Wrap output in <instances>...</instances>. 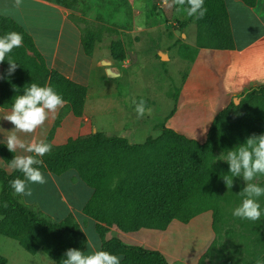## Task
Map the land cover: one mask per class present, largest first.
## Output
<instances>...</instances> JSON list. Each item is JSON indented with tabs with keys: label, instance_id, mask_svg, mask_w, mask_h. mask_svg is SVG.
Instances as JSON below:
<instances>
[{
	"label": "trees",
	"instance_id": "1",
	"mask_svg": "<svg viewBox=\"0 0 264 264\" xmlns=\"http://www.w3.org/2000/svg\"><path fill=\"white\" fill-rule=\"evenodd\" d=\"M50 1L62 4L58 0ZM241 1L247 7L256 2ZM204 6L207 11L203 18L190 17L198 28L210 30L203 46L234 49L224 0H204ZM12 30L21 33L23 41L10 53L19 66L6 79H0V107L9 109L15 89L36 82L52 85L65 99L73 116L81 117L86 87L48 69L32 37L12 19L0 16V34ZM81 33L83 51L91 56L97 34L93 31ZM110 53L114 61L123 59L119 42L111 43ZM192 60L191 56L188 63ZM0 66L1 76L6 75L7 62H0ZM236 98L237 104L232 100L216 114L203 143L163 124L156 137L133 144L124 137L96 131L70 139L46 153L37 167L57 176L73 169L92 189L82 212L95 221V230L102 239L101 248L121 255V264H169L157 250L127 245L117 237L105 240V234L112 226L124 233L139 229L163 231L174 220L188 223L208 211L216 226L223 212L222 201L233 193V185L227 189L220 178L221 173L227 171V164L213 160L215 152L232 147L250 134L264 131V84L248 85ZM0 153L8 165L13 154L3 146ZM17 176L23 178L17 170L8 174L0 168V235L16 241L30 254L41 252L53 264H60L69 247L84 250L86 237L72 215L54 222L21 203L20 194L15 193L9 183ZM0 264H7L1 255Z\"/></svg>",
	"mask_w": 264,
	"mask_h": 264
},
{
	"label": "crops",
	"instance_id": "2",
	"mask_svg": "<svg viewBox=\"0 0 264 264\" xmlns=\"http://www.w3.org/2000/svg\"><path fill=\"white\" fill-rule=\"evenodd\" d=\"M166 1L169 3L170 0H128L132 6H138L140 10L142 8L144 10L148 3L153 2H163L164 7H167ZM67 2L58 4L50 0H0V16L12 19L32 37L47 68L85 86L87 91L81 117H74L65 103L57 108L54 116L50 114L44 124L37 127L32 133L17 130V136L24 141L25 145L40 138L46 142L50 140L51 150H53L64 145L70 139L87 135L89 128L91 134L96 132V116L100 112L96 103L90 100L89 88L92 72L96 68L101 69L103 58L98 57L97 48L94 49L91 56L85 55L81 44V30L71 18V14L75 11L70 8V4L68 6ZM224 2L229 15L234 49H214L203 45L196 47L193 60L188 63L185 78L180 86L176 110L162 122L165 127L200 143L206 140L208 129L216 114L225 108L238 93L248 85L264 84V0H256L252 7H247L241 0H224ZM187 23L190 24V27L193 26V23L188 20ZM234 24L237 33L234 31ZM127 58L120 61V64H116L117 61L113 59L107 60L110 69L119 78L123 72L130 68L131 63ZM1 72L0 66V76ZM110 92L108 90L109 102L106 101L107 104L103 107L108 118L104 117L102 132L107 135L124 137L129 143H132L129 140L139 130L135 128L136 122L129 121L130 116L126 113H130L131 117H134L133 108L127 110L121 102V94L116 100V98H112ZM7 110L0 107V115L6 113ZM148 118L146 117V119ZM155 125H153L154 128ZM11 130H13L11 122L0 119V141L4 140ZM130 134L132 136L129 137ZM59 140H62V143L56 145ZM2 146L6 148L0 144V147ZM17 153L28 154L19 148ZM0 162L7 166L1 153ZM40 170L47 182L27 185L31 189V194L28 196L20 194L21 203L36 211L40 216L54 222H60L72 215L86 237L87 243L84 251L90 250L87 245L91 240L85 231L89 224H86L85 218H82L84 215L82 209L91 197L92 189L80 180L89 190L85 193L87 198L79 201V192L67 194L61 189L57 181L62 174L57 176L46 170ZM12 172L13 169L7 173ZM89 220L92 219L89 218ZM92 221L95 230V221ZM111 229L115 231V237L123 243L157 250L166 257L169 263L167 255L162 249L142 241V235L149 239L156 236L158 239L157 234L148 231L142 232L153 229H139L130 233L121 232L115 227H111ZM109 232L105 234V240L112 238L106 236ZM124 237L136 243H126L121 239ZM92 242L101 247L102 239L97 232L96 239ZM119 256L122 260V256Z\"/></svg>",
	"mask_w": 264,
	"mask_h": 264
},
{
	"label": "rangeland",
	"instance_id": "3",
	"mask_svg": "<svg viewBox=\"0 0 264 264\" xmlns=\"http://www.w3.org/2000/svg\"><path fill=\"white\" fill-rule=\"evenodd\" d=\"M58 1L70 2H67L68 6L70 4V8L75 11L71 18L82 32L93 31L97 34L94 49L97 48L98 57L103 59L101 69L96 68L92 72L89 88L90 100L96 103L100 112L96 116L95 131L102 132L103 122L108 118L103 107L109 102V90L112 98L116 100L121 94V102L127 110L133 108L134 117H131L130 113L126 114L130 116L129 121L136 122L135 128L139 132L133 136L128 135L132 136L129 141L141 143L148 135L151 138L156 137L160 133L164 119L176 110L188 60L193 57L198 45L205 44L203 40L210 36V30L207 27L198 28L193 18L187 17L182 11L177 12L175 5L170 7V1L165 2L167 7H164L163 2L148 3L144 10L132 6L128 0ZM187 20L193 23L192 27ZM234 31L237 33L235 24ZM113 42H119L124 52L121 61L128 57L131 63L130 68L123 72L120 78L118 76L109 78L105 72V69L110 67L107 60L112 59L110 45ZM119 62L116 64H120ZM141 98L145 101L146 112L138 118L132 102ZM90 131L89 128L87 135L91 134ZM61 143L62 140H59L56 145ZM215 153V161L224 162L220 158L223 151ZM0 168L7 172L12 170L1 162ZM57 182L64 193L79 192V201L87 198L85 193L89 189L80 181L75 171L63 173ZM259 182L264 183V179ZM243 184L239 177L233 180V193L222 201L223 212L215 227L213 215L208 211L195 216L188 223L174 220L161 233L144 230L142 232L157 234L158 239L152 236L150 240L142 235V241L162 249L170 264H257V261L263 264L264 218L248 221L231 215V208L240 201L237 193ZM260 199L264 206V197ZM82 218L89 224L85 230L88 237L95 241L93 221L84 215ZM109 231L106 236L115 237V231H112L111 227ZM121 239L129 244L136 243L125 237ZM0 255L7 260V264H53L41 252L30 254L16 241L2 235Z\"/></svg>",
	"mask_w": 264,
	"mask_h": 264
},
{
	"label": "clouds",
	"instance_id": "4",
	"mask_svg": "<svg viewBox=\"0 0 264 264\" xmlns=\"http://www.w3.org/2000/svg\"><path fill=\"white\" fill-rule=\"evenodd\" d=\"M176 6L177 12H183L187 17L195 19L203 18L207 9L204 0H170L169 6ZM23 36L17 31H6L0 34V62H7V74L0 76L6 79L19 64L10 53L14 48L21 46ZM7 57V59H6ZM11 98V106L6 113L0 115V119L7 120L13 125L11 130L0 144L6 146L11 153H16L8 160V167L23 174V178L17 176L10 180V186L17 194L28 196L31 189L29 183L43 184L45 176L38 165L46 153L51 151L52 145L44 139L37 138L25 145L16 131L32 133L37 127L44 124L49 115H55L58 107L66 101L50 84L28 83L27 87L15 89ZM137 117H142L146 112L145 101L133 100ZM23 149L28 154H18L17 149ZM227 164V171L221 173L225 187L231 189L233 178L239 177L244 182L239 193L240 201L231 208V215L248 221H258L264 218V206L261 197H264V131L246 136L243 141L235 143L232 147L223 151L221 157ZM216 158L214 157L213 160ZM212 160V161H213ZM85 252L80 248H67L60 264H121V257L102 249L96 243L89 241ZM257 264H261L257 261Z\"/></svg>",
	"mask_w": 264,
	"mask_h": 264
},
{
	"label": "water",
	"instance_id": "5",
	"mask_svg": "<svg viewBox=\"0 0 264 264\" xmlns=\"http://www.w3.org/2000/svg\"><path fill=\"white\" fill-rule=\"evenodd\" d=\"M107 64H109V63L107 62ZM106 76L109 78H114L117 76V74L114 73L109 67V68H106ZM233 101L235 102V104H237L239 102L236 97L233 98Z\"/></svg>",
	"mask_w": 264,
	"mask_h": 264
}]
</instances>
